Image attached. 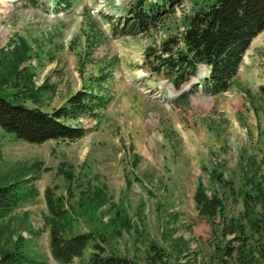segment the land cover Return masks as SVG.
Listing matches in <instances>:
<instances>
[{
    "label": "rangeland",
    "instance_id": "374dc122",
    "mask_svg": "<svg viewBox=\"0 0 264 264\" xmlns=\"http://www.w3.org/2000/svg\"><path fill=\"white\" fill-rule=\"evenodd\" d=\"M69 1L52 16V0L35 7L0 0V97L45 112L83 88L107 99L98 117L74 123L86 130L75 141L35 145L0 127V187L22 191L35 179L33 200L0 221V256L19 247L29 259L23 264H58L50 248L55 219L65 238L92 236L70 264H85L97 248L127 264H218L222 248L235 244L220 237L221 224L244 211L250 180L262 189L255 207L264 213V31L226 92L188 91L195 79L176 91L151 64L166 58L163 42L178 40L186 18L214 0H184L134 36L114 35L111 19L137 0ZM198 187L226 197V218L212 224L199 214ZM46 191L60 218L48 210Z\"/></svg>",
    "mask_w": 264,
    "mask_h": 264
},
{
    "label": "trees",
    "instance_id": "16d2710c",
    "mask_svg": "<svg viewBox=\"0 0 264 264\" xmlns=\"http://www.w3.org/2000/svg\"><path fill=\"white\" fill-rule=\"evenodd\" d=\"M41 0H18L23 6L34 7ZM184 0H137L125 17L115 22L111 19V31L117 36H134L146 32L165 21ZM58 6L70 8L69 0H56ZM186 26L178 40L163 42L162 54L151 64L152 73H164L169 82L180 90L197 74L198 66L209 70L206 78L200 80V87L206 94L217 96L228 90L236 76L242 58L251 41L264 31V0H214L204 9L195 11L186 18ZM153 53L147 54L148 58ZM155 58V57H154ZM41 89H46V85ZM193 91L197 85L192 86ZM31 90V89H29ZM188 92L180 100L188 98ZM107 99L86 88L77 91L52 112L37 107L27 108L10 99L0 97V127L17 139L30 144H42L52 140L75 141L86 135V130L74 125L82 118H96L104 110ZM32 182L35 180L31 179ZM217 180L220 177L217 176ZM27 182V188L19 191L17 184L0 187V221L14 209L34 198L35 190ZM248 191L243 196L244 211L229 223L223 221L220 237L233 236L232 243L222 248L217 256L218 264H264L258 263L256 255L264 259V213L256 209V197L262 192L259 184L250 180ZM228 191H234L228 187ZM222 196V195H221ZM214 194L208 197L202 187L195 193L196 206L207 221L212 224L225 217L226 197ZM98 193L94 195L98 209L103 201ZM260 199V198H259ZM47 208L53 217L60 218L57 205L46 191ZM59 207V206H58ZM52 226L50 248L53 260L58 264H70L82 256L92 239L91 234H76L63 237L60 227ZM16 247L0 256V264H23L29 259ZM33 264H48L32 260ZM85 264H127L126 260L114 255H105L97 248Z\"/></svg>",
    "mask_w": 264,
    "mask_h": 264
}]
</instances>
